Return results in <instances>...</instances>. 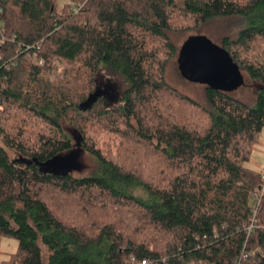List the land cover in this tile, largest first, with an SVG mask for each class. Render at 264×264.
<instances>
[{
	"label": "trees",
	"instance_id": "trees-1",
	"mask_svg": "<svg viewBox=\"0 0 264 264\" xmlns=\"http://www.w3.org/2000/svg\"><path fill=\"white\" fill-rule=\"evenodd\" d=\"M57 1L0 0V236L17 241L0 264H264V189L255 215L251 196L264 172L245 166L264 129V0ZM215 18L248 21L220 46L255 85L253 105L206 85L202 105L165 79L171 35ZM55 59L113 88L123 122L98 125L104 145L64 131L73 104L54 103L40 76ZM77 150L88 173L45 167Z\"/></svg>",
	"mask_w": 264,
	"mask_h": 264
},
{
	"label": "rangeland",
	"instance_id": "rangeland-1",
	"mask_svg": "<svg viewBox=\"0 0 264 264\" xmlns=\"http://www.w3.org/2000/svg\"><path fill=\"white\" fill-rule=\"evenodd\" d=\"M64 2L65 0L57 1L58 10L61 9ZM247 23V20L237 18H215L206 22L198 29L171 35V37L178 48H180L187 37L192 35H204L214 43L220 45L224 37L235 38L239 27L247 25ZM40 76L44 81H48V95L51 96V100L54 103L57 105L60 103L61 106L70 103L73 104L65 112L67 122V125L64 127L65 132L67 126L78 128L87 139L96 136L102 146L112 136L106 131L98 133L96 131L98 125L110 123L109 120L115 125H122L123 117L117 111L118 103L113 101L115 99L112 96L113 88L108 87L101 76H95L86 69L80 68L78 65L70 64L63 59L53 60L51 70L41 73ZM243 76L244 83L231 91L230 94L248 105H253L255 101V85L245 74ZM165 79L167 83L184 95L202 105H207L205 85L183 78L177 69V62L168 64L165 70ZM83 95L87 99L82 100L80 96ZM102 96L105 97L107 106L102 101ZM27 118L29 120L31 119L29 125L31 128L63 139V134L60 130L38 115L30 114ZM91 164V157L84 151L77 150L65 153L63 158L51 161L45 167L52 170L68 169L75 175H84L88 173ZM245 166L264 172V129L260 134L258 143L254 146L250 161L246 162ZM133 193L143 198L146 197L140 189H135ZM16 250V239L0 236V262L8 259L10 254Z\"/></svg>",
	"mask_w": 264,
	"mask_h": 264
},
{
	"label": "water",
	"instance_id": "water-1",
	"mask_svg": "<svg viewBox=\"0 0 264 264\" xmlns=\"http://www.w3.org/2000/svg\"><path fill=\"white\" fill-rule=\"evenodd\" d=\"M176 62L183 78L215 90L231 92L244 83V76L230 54L204 35L187 37Z\"/></svg>",
	"mask_w": 264,
	"mask_h": 264
},
{
	"label": "built area",
	"instance_id": "built-area-1",
	"mask_svg": "<svg viewBox=\"0 0 264 264\" xmlns=\"http://www.w3.org/2000/svg\"><path fill=\"white\" fill-rule=\"evenodd\" d=\"M0 12H1V8H0ZM37 62L40 65L44 64L43 60H41V59L37 60ZM263 189H264V184H263V186L258 187L257 191L253 192L251 195L252 200H253V202H252V204H253L252 214L253 215H255V213H256V209L259 205L260 197H261V193H262ZM253 227H254V222H251L249 224H244V229H246L248 231V233H250V231H252ZM243 256H244V254H242V257ZM239 260H238V262H239ZM131 261H132V264H148L149 263V260H147V259H143L140 262H137V261L135 262V259L133 257L131 258Z\"/></svg>",
	"mask_w": 264,
	"mask_h": 264
}]
</instances>
